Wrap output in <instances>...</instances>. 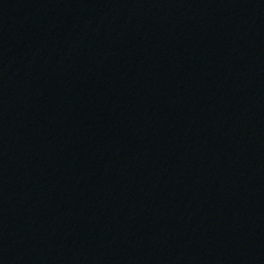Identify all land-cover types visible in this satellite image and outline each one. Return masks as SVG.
<instances>
[{
	"label": "water",
	"instance_id": "95a60500",
	"mask_svg": "<svg viewBox=\"0 0 264 264\" xmlns=\"http://www.w3.org/2000/svg\"><path fill=\"white\" fill-rule=\"evenodd\" d=\"M0 264H264V0H0Z\"/></svg>",
	"mask_w": 264,
	"mask_h": 264
}]
</instances>
